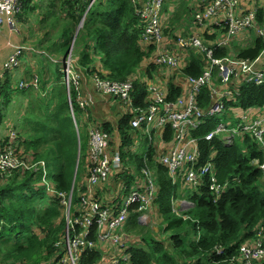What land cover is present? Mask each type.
Listing matches in <instances>:
<instances>
[{
  "label": "trees",
  "instance_id": "16d2710c",
  "mask_svg": "<svg viewBox=\"0 0 264 264\" xmlns=\"http://www.w3.org/2000/svg\"><path fill=\"white\" fill-rule=\"evenodd\" d=\"M33 1L24 0L23 11L36 12L39 5H33ZM90 1H51L53 6L60 3L67 16L63 29L60 30L63 41H55L47 47L49 52L46 50V57L48 56L50 62L60 60L64 64L72 51L75 58H78V68L86 76L98 75L118 82L136 80L132 93L134 107L149 109L151 103L148 102L151 99L145 82L153 81L157 76H165V72L155 64L158 46L142 40L145 25L137 15L132 0H96L86 12ZM187 1L185 3L183 0L181 6L174 10L171 0H165L164 34L167 45L175 42L177 32H181L182 36L197 34L207 46L217 44L229 33L230 26L223 17L208 20L207 27H199L196 13L201 12V9ZM241 2L251 4L252 0ZM48 13L53 15L54 11L49 8ZM40 17L43 20L45 16ZM82 21L84 23L81 27ZM256 27H264L262 10L256 19ZM253 33L256 35L255 39L252 37ZM249 35L251 41H245L247 35L242 34L241 39L234 40L231 46L216 51L215 58L236 56L252 61L260 59L262 65L258 68L264 70V37H260L255 30H251ZM62 69L56 76L50 70L46 71L49 75L47 81L56 79L47 93L50 104L46 105L42 101L38 113H33V134L26 141L28 146L25 154L29 155V152L34 151L37 159L35 162L44 161L47 169L53 167L52 183L56 190L69 192L74 185L76 167H79L77 181L84 179L90 170L89 145H85L83 149L78 115L89 123L87 140L91 124L87 117L91 106L82 109L76 102L78 93L72 90L71 99L76 120L73 119ZM205 71V56L190 52L181 69L184 76L199 78ZM141 73L146 81L140 80ZM215 75L217 76V71ZM0 81V110L2 106L7 107L10 104L14 94L16 99L17 95L26 97L29 106L32 105L28 95L32 91L19 90L18 86H12L8 75ZM45 82L44 80L45 86L50 85V82ZM166 87L169 93L167 101H176L183 94V87L175 84L173 79L166 81ZM240 92L235 100L224 99L227 110L233 113L236 109L264 108V83L255 85L243 82ZM211 102L208 87H205L199 96L198 106L205 110ZM1 113L2 111L0 120ZM131 119L125 113L120 115V139L113 122L101 124L92 119L98 129L111 136V150L116 146L124 148L123 158L126 164L136 160L135 172L130 174H141L144 169H149L154 173L157 186L154 217L150 227L137 224L138 205L131 209L125 231L133 236L127 240V250L117 253L118 256L123 254L127 261L122 260L121 264H239L233 261L239 258L241 246L254 244L258 233H264V170L255 163L258 161L259 164H264L261 144L250 134L237 136L234 144H226L220 137L212 142L206 141L205 137L226 120L222 116H206L203 124L192 131L193 138L199 140L200 164L213 161L218 181L229 185L227 192L216 199L203 184L198 191H193L184 181L174 182L170 179L167 166L160 162L155 146H150L148 139L143 141V150H149L146 153L148 160L144 159L143 154H133L134 149L130 147L134 134ZM231 120H236L235 114ZM161 134L156 137V141L173 142L174 135L170 127ZM7 142L8 139L0 142V149ZM80 168L82 173L78 179ZM12 176L5 181L0 179V264H60L65 255L63 243L67 227L64 207L60 205L57 196L50 197L41 184L43 171H17ZM127 186H132V183H127ZM179 199H187L194 204L184 216L178 215L172 208V202ZM161 222L167 224L164 231L173 232L164 241L158 237L160 231L157 226ZM91 240L97 242L96 227ZM147 242L154 246L151 251L144 249ZM99 243L94 251L83 253L80 264L111 262V253L104 252L106 244Z\"/></svg>",
  "mask_w": 264,
  "mask_h": 264
},
{
  "label": "built area",
  "instance_id": "2783aa9c",
  "mask_svg": "<svg viewBox=\"0 0 264 264\" xmlns=\"http://www.w3.org/2000/svg\"><path fill=\"white\" fill-rule=\"evenodd\" d=\"M75 1L81 3L84 0ZM95 2L96 0H91L87 4L86 12ZM132 2L137 15L145 25L142 40L158 46L155 64L165 72V76H157L153 81L145 82L151 99L148 102L151 103L149 109L134 107L132 93L135 90L136 80L118 82L103 79L98 75L86 76L77 66L78 58H75L70 51L68 59L64 60L62 71L65 74L64 84L68 92L73 119L76 120L71 99L72 90L78 93L76 102L82 109L90 106V101L80 93L83 80L87 77L92 80L96 91L122 101L124 113L132 117L131 127L134 134L131 147L135 151L143 147L145 144L143 141L148 139L149 145L155 146L160 162L167 166L170 179L174 182L184 181L193 191H198L203 184L209 188L216 199H219L227 192L229 185L218 181L213 161L200 164L199 140L193 138L192 131L203 124L206 116L213 118L222 116L226 120L219 123L218 127L205 137L206 141L212 142L216 137H220L224 143L234 144L237 136L250 134L261 144L263 150L261 152L264 155V113L260 114L256 109H236L232 113L224 104L225 98L235 100L240 96L243 82L255 85L264 83V70L258 68L262 65V60L252 61L236 56L215 58L216 51L231 46L234 40L241 39L242 34L247 35L245 41H251L252 38L249 35L251 30H255L260 37H264V27H256L260 8L253 3L250 7L244 6L241 0H200L197 7L201 9V12L196 13L198 26L207 27L208 20L213 21L223 17L230 26L229 33L217 44L210 46L203 43L197 34L178 36L173 44L167 45L164 34L165 0H132ZM23 6L24 0H0V27L7 24L14 32L20 33L16 27V18L23 13ZM203 6L205 9H202ZM83 23L84 21L81 27ZM190 52L202 53L205 56L206 71L202 77H185L181 72ZM25 54L24 47L19 46L14 50L4 64L0 80L21 65ZM171 79L175 84L183 87V94H180V97L173 102L167 101L169 93L166 81ZM205 87H208L212 102L204 110L198 106V101ZM40 88L41 81L37 74L21 81L18 86L19 90L32 92H38ZM234 114L235 124L232 120L227 121ZM89 127L90 170L81 181L76 180V173L73 188L69 192H58L54 184L48 182L46 163L35 162L36 156L33 152L26 155L15 133H11L7 144L0 149V179L5 181L7 177H13L12 175L17 171L34 173L43 171L41 184L50 197L57 196L60 205L65 209L67 221L63 243L65 255L60 264H80L83 253L94 251L98 242L106 244L107 248L104 252L111 253L113 256L109 264H121L122 260L127 261L123 254L118 256L117 253L127 250V240L133 236L125 231L131 217V209L138 205L136 219L138 225H152L156 181L154 173L144 169L141 174L132 175L136 177L135 184L130 187L125 184L123 190L118 192L115 184L118 182L119 175L123 172H135L136 160L126 164L123 158L124 148L116 146L114 150H111V136L98 129L94 123H91ZM167 127L173 131V142L156 141V137L160 136ZM115 129L120 139L118 131L120 129L118 126ZM138 139H142V142ZM144 159L148 160L147 154L144 155ZM256 162V165H260L264 170V164ZM123 195H125V201L121 203L117 197ZM172 203V208L180 216H184L194 206L187 199L174 200ZM94 227H96V243L91 240ZM254 241V244L242 245L239 258L233 262L264 264V233L259 232Z\"/></svg>",
  "mask_w": 264,
  "mask_h": 264
},
{
  "label": "rangeland",
  "instance_id": "374dc122",
  "mask_svg": "<svg viewBox=\"0 0 264 264\" xmlns=\"http://www.w3.org/2000/svg\"><path fill=\"white\" fill-rule=\"evenodd\" d=\"M52 0H34L32 3L34 4H38V9L35 13H38L37 15H35L33 12L31 11H23V13L21 15H19L16 18V21L21 22L24 21V19H22V16H26L28 19V23L26 24V26L20 25L18 23H16V27L19 29L20 33L22 34L23 37H36L37 36V32H38V28H36L37 26L40 25V22L44 21V26H49L48 31H50L48 34L44 35L43 39H40L41 42L42 41H48L50 39L51 44L53 42H62V33H60V30L63 29V24L66 21L65 20V16H67V13L65 11L62 10L61 4L57 3L56 6H53L51 3ZM183 0H171L172 5H173V9L177 10L180 6H181V2ZM192 4H194V6H198L199 5V1L198 0H189ZM185 3H188L187 0H184ZM195 2V3H194ZM253 5L258 6L260 9H262L264 7V0H252ZM191 4V5H192ZM242 5V4H241ZM244 6L250 5V4H243ZM51 9L54 11V14H50L48 13V9ZM40 16H45L43 17L44 19L41 20ZM87 16V14H86ZM26 19V21H27ZM6 25V24H5ZM52 25V27H51ZM178 36H182L181 32H177L176 33ZM252 37L255 39L256 35L253 33ZM40 44H37L35 46L36 50L38 49V47H40ZM46 49L49 52V48L46 47ZM38 52V50H37ZM57 57V55H56ZM45 67H44V65ZM47 65V66H46ZM48 67V69H47ZM143 67V65H142ZM63 68V64L61 63L60 60L55 61V63L50 62L48 58L44 59V61L41 62V64H36V66H31L30 63L28 62V60L24 59L22 60V64L20 66V68L14 70L12 72V74L14 75V78L17 77L19 75H25L26 72L27 75H29V77L25 78L30 79L32 77V75L37 74L40 77V81H41V88L40 91L38 92H33V95H37L39 98H42L40 100L45 101V99H47V93L50 89H52L51 85L55 82V80L51 79L52 81L50 82L47 81V79L49 78V75L47 74V70H50L52 73H54V76H56V74L58 73V71ZM2 70H4V66L2 67ZM42 70H44V73L42 74ZM17 75V76H16ZM141 81H146V78L144 76L143 73H141V75L139 76ZM17 78L14 79L12 81V86H16L18 84ZM46 82H50L49 86H45V84L43 83V81ZM19 86V84L17 85ZM82 86L80 88V93L82 94ZM37 93V94H35ZM14 99H12V101L10 102V104L6 107V106H2L1 110L2 111V120H0V134H3L5 131H9V127L12 128V126L19 132L20 128L15 126L17 123V120L20 119L22 121V123L26 120H31L33 119V113H38L39 111V106L41 105L39 103V101L36 98H33V103L31 106L28 105L26 100H22V105L20 106L19 102L16 101L15 98V94L13 95ZM237 99V98H236ZM46 102V101H45ZM2 103V102H1ZM90 103L92 106L95 105V103H93L90 100ZM23 104L25 106V108L23 107ZM117 104L120 105L121 109H123V103L120 99L117 100ZM124 111V109H123ZM256 111L259 112L260 114L264 113V109H260V108H256ZM72 113V111H71ZM96 115L101 121H103L104 123L107 122V117L108 114H106L103 109L101 108L99 110V114H94ZM73 116V115H72ZM110 116H112L113 118L115 117V119H119V115L118 113H111ZM232 117V116H231ZM231 117L228 118L227 121L231 120ZM78 120H79V128H80V132H81V136H82V141H83V149H85V145H89V136L87 137L86 140V136L88 134V128H87V122L84 121V118L80 115H78ZM91 123H93V120H90ZM235 124V122H234ZM118 126V121H115V125L114 128ZM10 133H15L16 135H18V133L13 130L10 129V132L8 133V135H10ZM1 139V136H0ZM139 142H142V139H138ZM132 146V144L130 145V147ZM133 154H143L145 155L147 153L146 150H143V147H141L138 150H134ZM87 154V148H86V153ZM83 163V160H82ZM255 163L257 164V162L255 161ZM79 167H76V171H78ZM74 171V170H73ZM75 172V171H74ZM77 173V172H76ZM82 173V168H80V174L78 175V179L80 178L79 176ZM47 174H48V182L52 183L53 181V174H54V168L51 167L50 169H47ZM135 175V174H132ZM130 173H121L118 177V182L115 184L116 189L118 190V192L123 190V186L127 183H132L135 184L136 183V177L132 176ZM74 177V176H73ZM76 178V175L74 177V179ZM125 195H123L122 197H117V200L121 203H124L125 201ZM44 207V206H43ZM167 226V224L162 223L157 226L156 228L158 229V231H160L158 237L160 240L164 241L166 239H169L171 234H173V232L169 231L166 232L163 229ZM143 227H150V226H143ZM163 231V232H162ZM153 244L151 242H147V245L144 246V249H146L147 251H151L153 249Z\"/></svg>",
  "mask_w": 264,
  "mask_h": 264
},
{
  "label": "crops",
  "instance_id": "0c3cea01",
  "mask_svg": "<svg viewBox=\"0 0 264 264\" xmlns=\"http://www.w3.org/2000/svg\"><path fill=\"white\" fill-rule=\"evenodd\" d=\"M36 14H38V13H35V15ZM22 19H24V21H21V22L18 21L17 23L20 25L26 26V24L28 23L27 17L22 16ZM26 19H27V21H26ZM41 20H42V18H41ZM36 28H38L37 36L27 38V37H23L21 33L14 32L12 30V28L7 24L6 25L4 24L3 26L0 27V75L3 73L2 67L8 61L9 57L12 55L14 50L19 46L25 48L26 54H25L23 60L27 59L31 66L35 67L36 64H41V62L44 61V59L48 58V56L46 57V54H45V53H47L46 47H49L51 45V42L49 40L46 42L45 41L41 42L40 39H43L44 35L48 34L50 32V31H48L49 26H48V24H47V26H44V21H42V22H40V25L37 26ZM40 43L42 45H40V47H38V49H37L38 52H37L35 46L37 44H40ZM49 57H51V56H49ZM53 57L54 56H52V58ZM55 59H57V58H54V60ZM62 60H63V58H62ZM20 66L18 68H20ZM44 67H45V65H44ZM98 67H99V64H98ZM27 73L28 72H26L25 75H23V76L19 75L18 78L17 77L14 78V75L12 73H9L7 75L11 79V84H12V81L16 78H17V81L19 84V82L26 80L25 78L29 77V75H27ZM43 73H44V70H42V74ZM3 79H5V78H3ZM45 83H47V82H45ZM82 89H83L82 90L83 97H85L87 100H89V101L91 100L93 103H95L94 106H92L93 104L91 105V103H90L91 108H89V115H88L87 119H89V120L94 119V120L100 122L101 124H103L104 122L101 121L96 115H94V114H99V110L102 108L103 111L106 114H108V117H107L108 122H113V125H115V121H119L120 115H123L124 111H123V109H121L120 105L117 104L116 99H112L111 97L102 95L101 93L96 91L93 88L92 80H90L87 77H85V79L83 80ZM35 94H37V93H35ZM28 95L30 96V100L32 103H33V98H36L38 101L40 99H42V98H39L37 95L36 96L33 94H28ZM22 100H26L28 103V99L26 97L17 95L16 101L19 102L20 106L22 105V102H21ZM48 100H49V98L45 99L46 102L43 100H40L39 103L41 104V102L43 101L46 105H48V104H50V101H48ZM23 107L25 108L24 104H23ZM53 107H54V105H52V108ZM116 112L119 115V119H117V120L115 119V117L113 118L112 116H110L111 113L113 114ZM253 115L255 116L254 113H253ZM29 121L25 119V121L22 123V121L20 119H18L15 126L19 127L21 132L17 131L15 129L16 127L15 128L13 126H12V128L9 127V131H5L3 134H0V136H1L0 142H5L8 139V137L11 135V133H10V135H8V133L10 132V129H13L18 133V135H16V134L15 135L17 136L18 142L21 143L20 146L24 150L27 149L26 147L28 146V144L26 143V141L28 139H30L31 135L33 134L32 132H33V126H34L35 119L33 118ZM87 124H89V123L87 122ZM78 139H79V137H78ZM30 151H33V150H30ZM35 156H36V154H35Z\"/></svg>",
  "mask_w": 264,
  "mask_h": 264
},
{
  "label": "clouds",
  "instance_id": "9594fccd",
  "mask_svg": "<svg viewBox=\"0 0 264 264\" xmlns=\"http://www.w3.org/2000/svg\"><path fill=\"white\" fill-rule=\"evenodd\" d=\"M260 10H262V11H263V13H264V7H263L262 9H260Z\"/></svg>",
  "mask_w": 264,
  "mask_h": 264
},
{
  "label": "water",
  "instance_id": "95a60500",
  "mask_svg": "<svg viewBox=\"0 0 264 264\" xmlns=\"http://www.w3.org/2000/svg\"><path fill=\"white\" fill-rule=\"evenodd\" d=\"M76 172H77V171H75V175H76Z\"/></svg>",
  "mask_w": 264,
  "mask_h": 264
}]
</instances>
